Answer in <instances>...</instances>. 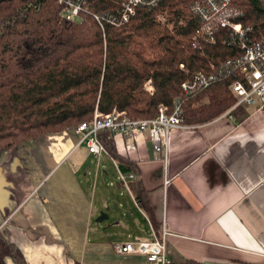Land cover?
<instances>
[{"label": "crops", "instance_id": "1", "mask_svg": "<svg viewBox=\"0 0 264 264\" xmlns=\"http://www.w3.org/2000/svg\"><path fill=\"white\" fill-rule=\"evenodd\" d=\"M243 111L172 129L160 154L144 134H114L121 161L89 153L71 129L2 151L1 236L25 264H148L112 243L163 229L172 264H264V111ZM133 168L122 183L119 172ZM111 203L116 210L104 212Z\"/></svg>", "mask_w": 264, "mask_h": 264}, {"label": "trees", "instance_id": "2", "mask_svg": "<svg viewBox=\"0 0 264 264\" xmlns=\"http://www.w3.org/2000/svg\"><path fill=\"white\" fill-rule=\"evenodd\" d=\"M193 1L163 0L156 8L137 9L118 27L104 23L102 31L89 15L65 20L55 0H0V153L75 127L96 110L152 118L160 105L171 108L180 98L186 125L204 124L226 112L235 103L229 87L242 77L225 64L242 54L240 39L228 27L214 30L213 43L196 38L202 22L190 11ZM89 6L111 10L105 0H91ZM233 7L238 14L232 20L245 31L244 42L252 46L264 39L263 0H233ZM162 12L171 28L157 21ZM199 72L215 78L184 94L181 84ZM148 81L151 91L144 87ZM231 114L241 119L247 112L237 107ZM113 135L107 130L98 134L119 161ZM135 198L145 207L138 187ZM5 258L25 264L0 234V264Z\"/></svg>", "mask_w": 264, "mask_h": 264}, {"label": "built area", "instance_id": "3", "mask_svg": "<svg viewBox=\"0 0 264 264\" xmlns=\"http://www.w3.org/2000/svg\"><path fill=\"white\" fill-rule=\"evenodd\" d=\"M59 6L60 14L65 20L74 21L82 19L84 15L91 16L100 29L104 30V23L118 27L127 23L139 8H156L163 0H105L111 6V10L94 11L89 6L91 0H55ZM190 11L197 16L201 27L196 32V38L214 42L213 32L218 27H228L240 39L242 54L232 61H227L225 66L232 64L241 74V80L231 83L229 89L235 98V103L225 112L231 116L233 109L237 107H251L258 111H264V39L248 46L243 38L245 31L240 23L232 19L238 11L233 7V0H194L190 3ZM183 68V64L180 65ZM215 78L212 74L197 73L193 79L181 84L182 92L190 95L205 87ZM148 91L152 86L148 83ZM177 98L171 108L165 105L158 107V113L152 118H129L125 112L113 110L108 114L99 113L97 110L89 120L77 124L74 133L78 137V144H84L89 153L99 156L106 149L101 143L98 134L101 131H110L113 134H122L126 140H132L133 133L144 134L151 142L156 153L168 146L169 133L172 129L186 128L183 122V109ZM134 179V174L125 175L119 172V179L126 183L127 179ZM167 183V180L164 181ZM166 230L158 237L154 231L148 240H136L132 242L115 241L112 247L119 254H138L145 257L148 264H172L168 257L165 237Z\"/></svg>", "mask_w": 264, "mask_h": 264}, {"label": "rangeland", "instance_id": "4", "mask_svg": "<svg viewBox=\"0 0 264 264\" xmlns=\"http://www.w3.org/2000/svg\"><path fill=\"white\" fill-rule=\"evenodd\" d=\"M156 19H157V21L163 26L164 25V27H167V28H171L172 27V24L171 23H169V21H168V14H166V12H162L161 14H158L157 16H156ZM76 21H79L80 19H75ZM148 83H150V81H148L147 83H145V88H148ZM239 108H242V107H239ZM243 109V108H242ZM77 126V125H76ZM75 126V127H76ZM75 127H72V128H70L72 131H74V129H75ZM69 128L68 129H65V130H70ZM62 131V130H61ZM56 132H59V131H51V132H49V133H46V134H50V133H56ZM44 136V135H43ZM42 136H39V137H35L34 138V140L35 139H39V138H41ZM19 145H21V144H19ZM19 145H17L16 147H18ZM15 147V148H16ZM14 149V148H13ZM90 166H91V172H93V170L97 167V165H96V162L94 161V162H91V164H90ZM110 174L112 173V172H109ZM89 178H94V175H90L89 176ZM98 183H99V181H97ZM119 198L120 199H123L124 198V196L123 195H121L122 193L121 192H119ZM107 209H109L110 210V213H113V211H115L116 209H115V207H114V205H113V203H111L110 204V207L109 208H106V206L104 207V212L107 210ZM101 213H103V212H101ZM101 213L99 214V216L98 217H100V215H101ZM105 214V213H104ZM120 215V214H119Z\"/></svg>", "mask_w": 264, "mask_h": 264}, {"label": "water", "instance_id": "5", "mask_svg": "<svg viewBox=\"0 0 264 264\" xmlns=\"http://www.w3.org/2000/svg\"><path fill=\"white\" fill-rule=\"evenodd\" d=\"M263 2H264V0H263ZM114 207H116V206L114 205ZM104 218H107V214L106 213L104 214V212H103V213H101L100 217L97 218V220L102 221ZM205 264H227V263H205Z\"/></svg>", "mask_w": 264, "mask_h": 264}, {"label": "bare ground", "instance_id": "6", "mask_svg": "<svg viewBox=\"0 0 264 264\" xmlns=\"http://www.w3.org/2000/svg\"><path fill=\"white\" fill-rule=\"evenodd\" d=\"M231 29V28H230ZM234 33V32H233Z\"/></svg>", "mask_w": 264, "mask_h": 264}]
</instances>
